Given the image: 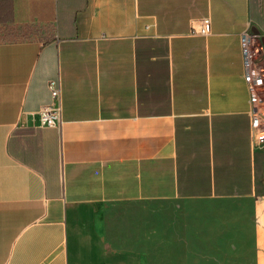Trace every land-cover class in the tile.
Masks as SVG:
<instances>
[{
	"label": "crops",
	"instance_id": "0c3cea01",
	"mask_svg": "<svg viewBox=\"0 0 264 264\" xmlns=\"http://www.w3.org/2000/svg\"><path fill=\"white\" fill-rule=\"evenodd\" d=\"M248 28L264 49V0H0V264H264Z\"/></svg>",
	"mask_w": 264,
	"mask_h": 264
},
{
	"label": "built area",
	"instance_id": "2783aa9c",
	"mask_svg": "<svg viewBox=\"0 0 264 264\" xmlns=\"http://www.w3.org/2000/svg\"><path fill=\"white\" fill-rule=\"evenodd\" d=\"M212 31L211 20L204 19L193 35L207 36ZM243 58V78L248 86L254 109L257 106L259 93L264 88V64L262 62L263 46L260 35L248 28L240 37ZM51 102L39 111L41 124L46 127H57L62 124V82L60 79L48 83Z\"/></svg>",
	"mask_w": 264,
	"mask_h": 264
},
{
	"label": "rangeland",
	"instance_id": "374dc122",
	"mask_svg": "<svg viewBox=\"0 0 264 264\" xmlns=\"http://www.w3.org/2000/svg\"><path fill=\"white\" fill-rule=\"evenodd\" d=\"M195 206H197L198 208V213L199 214H203V215H206L208 214V202H198L195 204ZM182 205L181 204H177L176 205V209L178 212H181L182 209H181ZM153 213H150L149 215V223H150V226L151 224H156V220H157V216H156V213H155V205H154V208L151 207ZM201 250H199L197 252V256L194 258V260L192 261H188L186 260V257L183 256V255H177V256H174V260H172L173 257H169V256H163V255H160V258H161V261L158 260V254H157V251H156V247H152V249H150V255H149V262L148 264H208V254H207V249L208 247H201L200 248ZM164 260V261H163ZM108 264H113V263H108Z\"/></svg>",
	"mask_w": 264,
	"mask_h": 264
}]
</instances>
